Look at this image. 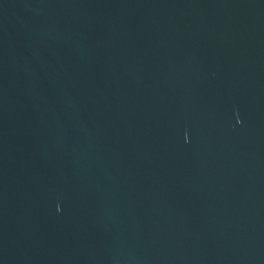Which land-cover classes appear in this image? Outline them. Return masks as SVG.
Listing matches in <instances>:
<instances>
[{
	"label": "water",
	"instance_id": "obj_1",
	"mask_svg": "<svg viewBox=\"0 0 264 264\" xmlns=\"http://www.w3.org/2000/svg\"><path fill=\"white\" fill-rule=\"evenodd\" d=\"M0 264H264V0H0Z\"/></svg>",
	"mask_w": 264,
	"mask_h": 264
}]
</instances>
